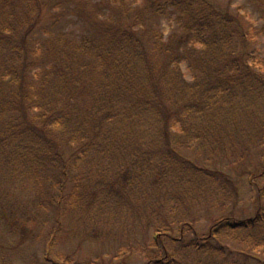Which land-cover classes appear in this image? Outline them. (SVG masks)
Masks as SVG:
<instances>
[{
  "label": "trees",
  "instance_id": "1",
  "mask_svg": "<svg viewBox=\"0 0 264 264\" xmlns=\"http://www.w3.org/2000/svg\"><path fill=\"white\" fill-rule=\"evenodd\" d=\"M102 2L0 0V184L8 175L44 186L50 170L47 180L60 189V201L77 208L83 207L77 198L82 189H89L88 178L110 188L116 180L136 181L148 171L155 182L167 180L179 190L168 195L170 212L176 214L148 220L150 225L144 226L145 233L149 226L153 231L149 243L137 244L141 253H148L147 264H264L263 258H254L264 254V150L263 160L259 157L255 167L246 170L254 183L249 193L259 208L240 225L232 227L238 220L231 211L198 235L193 213L202 197L187 208L179 205L178 195L195 177L208 183L206 173L179 158L178 148L208 162L217 145L200 149L211 135L217 142L232 141L234 134L218 127L198 135L196 119L211 111L208 106L216 109L223 101L231 107L240 101L248 105L251 98L263 101L264 80H256L250 67L262 66L263 71L264 56L254 62L245 47L248 42L240 36L241 25L234 27L233 17L221 14L208 0ZM250 4L260 9L264 22V0ZM43 6L56 14L52 31L45 23L39 25ZM66 10L82 16L88 29L77 35L63 32L60 23ZM154 19L173 21L174 32L163 38L150 23ZM146 47L154 54L143 53ZM181 63L187 64L192 83L184 80ZM32 70L36 79L29 87ZM164 102L166 109L160 108ZM17 109L19 118L8 119ZM167 109L174 113L166 115ZM249 131L242 129L251 145L247 152L264 148V131L252 144ZM239 146H245L244 141ZM230 151H224L226 161L248 159L247 154L234 157ZM130 163L139 171L127 172L124 164ZM215 201L224 207L230 200L221 196ZM184 229L191 237L173 238ZM0 264H5L1 256Z\"/></svg>",
  "mask_w": 264,
  "mask_h": 264
},
{
  "label": "rangeland",
  "instance_id": "2",
  "mask_svg": "<svg viewBox=\"0 0 264 264\" xmlns=\"http://www.w3.org/2000/svg\"><path fill=\"white\" fill-rule=\"evenodd\" d=\"M84 1L103 4V0ZM208 2L212 3L221 14H230L235 20L234 27H237V24L241 25L242 34L240 36L248 42L245 47L250 48L253 56H258L257 58L264 56V33H260L263 21L258 22L262 15L260 9L251 6L250 0H208ZM43 7L44 9L40 11L43 19L39 25L45 23L48 29H55L56 14L46 9V6ZM150 23L155 24L165 36L174 32L175 29V26L171 27V22L166 19H154ZM60 25L63 32L65 30L75 35L88 29L82 16L69 10L65 11ZM231 27L233 29V26ZM145 45L148 46L147 43ZM142 51L146 54L150 52L154 54L152 47H146ZM250 68L256 80L259 82L260 79L264 80V70L261 71L258 67ZM181 71L184 80L192 83L191 74L187 72L185 64L181 65ZM35 72L36 70H32L30 76L27 75L29 87L36 79ZM31 76L34 79H31ZM251 101L248 105L240 101L237 107H231L228 101H223L216 109L210 108L212 106L210 105L207 108L211 111H208L206 115L202 114L203 117L200 119H196L198 120V135L215 131L217 127L218 129L223 128L225 132L227 129L234 134L232 141L226 140L225 142H217L213 134L209 143L201 145L203 146L201 151L204 146L209 151V147L217 145L214 146L211 160L208 162L204 156L197 159L196 154L185 150L183 146L178 148L180 150L178 156L181 160L189 161L195 170L207 174L208 183L200 176L195 177L178 192L179 205L182 207L185 205L188 208V205L202 197L199 203L194 205L195 212L193 211L196 217L193 227L198 235L205 234L219 217L224 216L222 213L233 211L238 220L252 218L254 215L255 211L251 206L245 177L248 174L246 170L250 171V163L257 161L262 149L251 148L247 152V146L251 145L246 143L242 129L248 127L254 138L250 143L257 142L256 138L261 135L259 133L264 131V99L261 101L260 97L259 99L251 98ZM166 105L164 102L160 108L163 106L166 109ZM231 112H236V117ZM18 113V109L14 110L8 114V119L19 118ZM169 113H174V111L167 109L165 114L169 115ZM31 114L29 112L28 116L30 117ZM204 116L210 119L209 122ZM207 129L209 131H206ZM171 131L174 134L172 127ZM243 141L245 146H239ZM226 143H228L227 146ZM194 146L196 145H189V147ZM173 147L177 148V146ZM229 149L234 157L247 154L248 159L240 161L241 163L234 162L233 159L226 161L224 151ZM68 154L69 151L65 157ZM158 157L159 155L155 158ZM190 162L196 164L192 165ZM176 164L175 162L174 165ZM124 166L127 172L129 170L135 173L139 171L137 167L132 168L134 164L129 166L124 164ZM52 174L53 172L49 170L46 172V177ZM141 175L142 177L140 176L136 181L116 180L111 183L113 187L110 188L105 182L101 183L98 179L92 181L88 178L86 185L88 184L89 189H82L77 198L78 203L85 209L76 208L75 205L68 206L67 201L65 203L63 200L60 201L57 195L60 189L54 187L53 182L47 178H43L44 186H42L37 182L6 175V180L2 185L0 184V254L2 250H7L4 251L6 253L4 258L8 264H145L144 255L139 251L136 252L137 248L133 250V247L136 241L149 243L153 231L150 226L146 229L147 233L143 230L151 223L148 220L162 218V216L169 218V215L176 214V210L172 209L170 212L168 195L173 191H178L179 188L174 184H168L167 180L160 179L155 182L148 171ZM96 183L99 186L96 187ZM4 187L6 188L3 189ZM65 188L63 194L70 195L68 177ZM110 189L112 190L111 195L108 194ZM222 192H227V194L224 195ZM221 196L230 200L226 203L228 207L226 210H222L223 207L215 201ZM101 212H106V214H101ZM171 218L174 219L172 216ZM191 235L188 230L184 229L174 234L173 238L178 239L181 236L189 238ZM127 244L131 250L128 249ZM121 249L124 254L123 258L116 254ZM116 255L117 258H115ZM256 256L264 259V256L259 253L254 258H257ZM66 258L68 260L64 262Z\"/></svg>",
  "mask_w": 264,
  "mask_h": 264
}]
</instances>
